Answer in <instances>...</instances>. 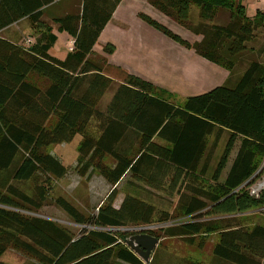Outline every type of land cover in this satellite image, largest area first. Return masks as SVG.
I'll return each instance as SVG.
<instances>
[{"label":"trees","instance_id":"1","mask_svg":"<svg viewBox=\"0 0 264 264\" xmlns=\"http://www.w3.org/2000/svg\"><path fill=\"white\" fill-rule=\"evenodd\" d=\"M120 1L82 0L78 14L49 17L53 0H0V33L25 18L35 35L25 47L0 35V257L12 248L37 264H157L154 257L142 262L126 246L124 233L101 229L174 221L147 234L157 239V233L177 237L188 245L196 238L198 247L216 235L214 259L226 264H264V222L248 224L246 216L264 207V189L257 197L248 192L264 157V64L251 62L232 87L224 84L176 104L170 93L150 82L89 59ZM241 1L147 0L185 27L191 5L206 21L213 19L217 8L231 11L225 26L188 25L202 37L194 44L142 13L137 17L230 74L255 30L264 28V11H256L251 19ZM46 18L59 33L72 38V48L63 60L49 54L57 37ZM103 51L112 54L114 47L107 44ZM30 74L43 77L48 86L40 89L30 83ZM113 83H117L114 92L100 109ZM76 136L80 137L76 173L80 177L97 173L112 187L90 217L56 199L75 224L97 227L98 231L83 230L77 236L53 221L27 215L47 201L50 180L66 172L47 149L70 143ZM38 176L46 184L34 186L31 193L12 184ZM125 176L131 184L177 196L172 212L141 200L135 189L134 195H125L114 208L116 186ZM172 264L202 263L183 257Z\"/></svg>","mask_w":264,"mask_h":264},{"label":"rangeland","instance_id":"2","mask_svg":"<svg viewBox=\"0 0 264 264\" xmlns=\"http://www.w3.org/2000/svg\"><path fill=\"white\" fill-rule=\"evenodd\" d=\"M130 7L131 11L129 14L132 15V18L135 19L136 23L132 24V30L142 32V24L146 26L138 17H134V11H137L138 14L142 13L153 20H156V15L159 16L160 24L164 25L168 30L173 32L174 34L178 35L182 39L189 41L191 44L199 42L201 40L200 35H196L191 30L186 28L188 25L190 28L196 27L201 24H205L208 27L210 26H225L230 19L231 11L224 8H217L215 9V15L213 19L210 21L202 20L199 18V9L195 5H191L189 8V17L188 22L186 23V27L179 25L172 17H167L154 8H152L146 0H136L134 3L131 4ZM241 5L245 9V14L249 18H253L256 11H264V0H242ZM234 12V11H233ZM128 14V15H129ZM137 14V15H138ZM156 18V19H155ZM49 22L50 26H53L49 19L46 18ZM53 28V27H52ZM66 33L63 36H59L55 44L52 46L53 53L58 57H64L66 54L67 41ZM54 47V48H53ZM170 57H177L174 53L169 54ZM198 57V56H197ZM202 61V66L199 67V64H194L197 62H191L190 67L198 66L196 69H191L195 71L200 69L201 75H197L196 79L191 81L192 85L197 82L199 84H206L202 88L204 92L205 89L210 87L209 90L221 86L226 85L228 87H232L241 77V75L245 72L248 65L251 62H258L264 64V28H258L255 30V34L253 39L247 44L246 51L239 56L238 61L229 74L226 70L198 57ZM89 59L93 62H96L99 65H102L104 62V58L100 57L98 54H94L89 56ZM172 59V58H171ZM180 60V57H177ZM207 63V64H206ZM194 64V65H193ZM164 71V70H163ZM128 72V71H127ZM173 73V70L168 72V74ZM172 75V74H171ZM182 75V73H181ZM28 81L40 89H44L48 86V81L41 76L30 74L28 76ZM201 82V83H200ZM117 83H113L107 92L102 97L99 108L103 109L105 105L110 100L114 89ZM190 85V86H192ZM156 87V86H155ZM158 88V87H157ZM205 88V89H203ZM161 89V88H160ZM188 89V88H187ZM207 91V90H205ZM171 98L179 101L175 102L176 104H181L185 98L180 96L171 95ZM93 127V126H92ZM224 139L222 138L216 147L215 155H219ZM80 142V137L76 136L70 143L54 145L47 149V152L58 159L62 166L66 168V172L64 176L60 179L52 178L50 180V193L47 201L41 207V209L36 210L35 213H30L27 215L33 217H39L46 220H50L55 222L58 226L69 230L72 234L78 235L83 230H92L98 231L97 227H90V226H80L75 224L61 209L56 205L55 201L57 198H62L66 202H68L71 206H73L78 212L82 213L83 215L90 217L96 214L98 207L103 203L106 196L111 191L112 187L108 185L102 177H100L97 173H90L85 177H80L76 171V160H77V145ZM239 146V142L236 143L235 148L231 153L230 160L226 169L224 170V174L226 173L228 166L230 165L233 157L236 154V149ZM214 163V161H213ZM212 163V164H213ZM251 180H255V182L251 185V188L262 186L264 182V157L260 163L259 169L255 172V175L252 176ZM129 181L128 176H125L116 186V198L114 200L113 206L114 208H118L121 201L125 197V195H134L133 191L135 189L136 196L141 200H144L147 203L152 204L158 210L167 211L169 213L172 212L174 209L177 196H168L164 195L160 191L152 190L142 186L141 184L133 182L131 184ZM44 182V178L38 176L36 180H31L26 183H16L12 182V184L19 188L20 190H24L27 193H31L34 186L39 185ZM48 184V183H47ZM249 220L247 221L248 224L252 223H261L264 222V207L252 211L249 214H246ZM173 222H167L164 224H150L154 227L153 231H158L159 229L165 228L167 226H171ZM137 226V225H136ZM136 226H130L125 228L119 229H110V228H100L101 231L106 232H117V233H124L126 239L129 238L131 235L136 234V231H132L133 228ZM139 226V225H138ZM99 229V230H100ZM159 235V241L155 249L151 252L149 256V261L152 258H156L158 263L157 264H172L179 258H190L196 261L201 262L202 264H226L223 262H219L218 260L214 259L212 256V249L217 240L216 235H211L207 239V241L201 247H198V242L195 238L194 244L188 245L183 239L174 237V238H167L162 237L161 233H157ZM137 256V255H136ZM138 257V256H137ZM142 262L143 260L138 257ZM0 261L4 264H37L29 256L16 251L12 248H8L5 253L0 257ZM148 263V262H147Z\"/></svg>","mask_w":264,"mask_h":264},{"label":"crops","instance_id":"3","mask_svg":"<svg viewBox=\"0 0 264 264\" xmlns=\"http://www.w3.org/2000/svg\"><path fill=\"white\" fill-rule=\"evenodd\" d=\"M135 1L121 0L119 2L110 20L101 31L90 56L98 54L104 58V62L118 66L128 73L150 82L173 95V98L174 95L187 98L209 91L210 87L203 88L207 91H202L201 87L206 86L205 83L201 85L197 82V84L192 85L191 81L195 80L197 75H201V73L200 69L195 71L191 69L194 70L198 67L194 64H199V67L203 65L201 59L198 58L199 56L197 57L192 49L180 46L144 22L146 26L142 24V32L132 30V24H135L136 21L129 14V11H131V4ZM81 7L82 0H53L48 8V15L49 17L75 15L81 11ZM137 14L138 12L134 11V17L137 18ZM155 17L157 18L155 21L160 24L159 16L156 15ZM52 27V32L57 39L59 36L65 35V32L59 33L57 31V26L53 25ZM0 35L10 42L24 47L27 40L32 42L35 40L30 22L25 18L2 30ZM65 37L68 40L66 43L68 51L64 57L56 56L52 48L49 51V54L58 60H63L72 48V38L69 35ZM107 44L114 47L112 54L104 53L103 48ZM171 53L180 57V60L177 57L168 56ZM196 60L197 62H195ZM191 62H195L194 67L189 68ZM171 70H173L172 75L168 74ZM171 101L179 102L174 99Z\"/></svg>","mask_w":264,"mask_h":264},{"label":"water","instance_id":"4","mask_svg":"<svg viewBox=\"0 0 264 264\" xmlns=\"http://www.w3.org/2000/svg\"><path fill=\"white\" fill-rule=\"evenodd\" d=\"M158 241L156 237L149 234H134L125 240V244L132 252L147 263Z\"/></svg>","mask_w":264,"mask_h":264},{"label":"built area","instance_id":"5","mask_svg":"<svg viewBox=\"0 0 264 264\" xmlns=\"http://www.w3.org/2000/svg\"><path fill=\"white\" fill-rule=\"evenodd\" d=\"M251 186H249L248 188V192H249V195L250 196H254V197H257L259 192L264 189V182H263V185L262 186H257V187H254V188H251ZM154 230V227L151 226V225H141V226H136L135 228L132 229V231H136L137 233L136 234H147L149 233L150 231H153Z\"/></svg>","mask_w":264,"mask_h":264}]
</instances>
